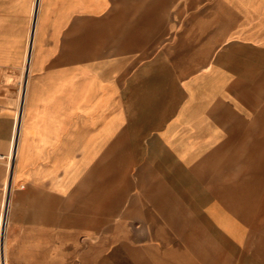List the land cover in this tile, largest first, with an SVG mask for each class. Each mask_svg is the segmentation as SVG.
I'll return each mask as SVG.
<instances>
[{
  "label": "crops",
  "instance_id": "1",
  "mask_svg": "<svg viewBox=\"0 0 264 264\" xmlns=\"http://www.w3.org/2000/svg\"><path fill=\"white\" fill-rule=\"evenodd\" d=\"M6 264H264V0H0Z\"/></svg>",
  "mask_w": 264,
  "mask_h": 264
},
{
  "label": "built area",
  "instance_id": "2",
  "mask_svg": "<svg viewBox=\"0 0 264 264\" xmlns=\"http://www.w3.org/2000/svg\"><path fill=\"white\" fill-rule=\"evenodd\" d=\"M0 264H6L1 253H0Z\"/></svg>",
  "mask_w": 264,
  "mask_h": 264
}]
</instances>
